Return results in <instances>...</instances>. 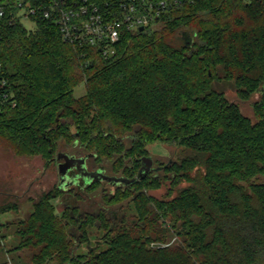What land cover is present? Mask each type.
<instances>
[{"label":"trees","instance_id":"obj_1","mask_svg":"<svg viewBox=\"0 0 264 264\" xmlns=\"http://www.w3.org/2000/svg\"><path fill=\"white\" fill-rule=\"evenodd\" d=\"M1 35L4 150L48 163L79 150L131 180L150 145L176 149L133 184L42 194L12 222L14 251L32 264H264V0H194L155 30L124 32L108 58L42 17L6 22ZM228 91L258 95L253 114ZM96 189L104 202L88 212L80 203H95Z\"/></svg>","mask_w":264,"mask_h":264},{"label":"built area","instance_id":"obj_2","mask_svg":"<svg viewBox=\"0 0 264 264\" xmlns=\"http://www.w3.org/2000/svg\"><path fill=\"white\" fill-rule=\"evenodd\" d=\"M194 0H0V42L3 25L16 21L52 20L64 41L74 47L98 48L112 56L124 32L155 30L171 9ZM250 1V0H247ZM0 64V97L9 95Z\"/></svg>","mask_w":264,"mask_h":264},{"label":"rangeland","instance_id":"obj_3","mask_svg":"<svg viewBox=\"0 0 264 264\" xmlns=\"http://www.w3.org/2000/svg\"><path fill=\"white\" fill-rule=\"evenodd\" d=\"M27 28H33L34 24L29 21H24ZM85 93V85L81 84L75 90V96L80 97ZM226 97L229 101L237 102L243 113L247 116L253 114V103L259 99L258 95L253 96L246 102H241L235 92L228 91ZM127 146H130L131 140L125 141ZM175 148L164 144H152L149 146L150 157L153 159V167H157L159 163H167L175 159ZM61 150V153H64ZM79 150H70L69 152L82 155ZM57 155L55 156V158ZM89 165L94 167V161L91 159ZM264 183V177L260 179ZM91 182L85 181L88 186ZM71 186H75L78 192L84 189L80 187L79 182H75ZM71 186H68V190ZM59 185V172L57 163H48L40 156L32 158L16 157L13 153L4 150L0 146V206L3 204L16 205V209L0 215V225L11 223L9 226L0 228V264H32L27 255H21L13 250L19 243V240L14 235L16 223L18 219H25L33 210V201H36L42 194L57 190ZM108 187H114L109 184ZM62 190H64L61 187ZM165 193V188L153 191L150 194L160 198ZM90 197H93L95 205L92 202H81L80 207L88 212L98 210L102 206L104 200L99 189L91 192ZM57 206L58 214L64 208L60 199L52 201ZM176 238L173 237L169 242L174 243Z\"/></svg>","mask_w":264,"mask_h":264},{"label":"water","instance_id":"obj_4","mask_svg":"<svg viewBox=\"0 0 264 264\" xmlns=\"http://www.w3.org/2000/svg\"><path fill=\"white\" fill-rule=\"evenodd\" d=\"M140 32L144 31L143 28H140ZM95 158L94 155L88 154L84 157H76L74 155L65 154V153H59L57 156V160H64V163L59 164L58 170L59 175L61 177L60 179V189L61 187L65 190L68 188V186H71L75 182L77 183L76 179H67V173L69 170L77 169L79 170L80 174L78 176L87 178L86 180L93 182V180H108L110 183L114 185H120V184H133L137 180H141L145 178L150 171L152 170L153 165V159L150 156L143 157L141 159L142 166L138 172V175L134 179H127V178H119V177H111L106 176L102 172H89L87 170L86 161L87 159Z\"/></svg>","mask_w":264,"mask_h":264},{"label":"flooded vegetation","instance_id":"obj_5","mask_svg":"<svg viewBox=\"0 0 264 264\" xmlns=\"http://www.w3.org/2000/svg\"><path fill=\"white\" fill-rule=\"evenodd\" d=\"M65 154H70V155H74V156H76V157H84L85 155H76V154H73V153H71V152H69V151H63ZM59 153H61V151L59 152ZM59 153L57 154V156L59 155ZM93 159V158H92ZM94 160V159H93ZM90 161H92L91 159H87V161H86V166H87V170L89 171V172H102L104 175H106V176H111V177H118V176H113V175H110L109 174V172H108V170H106L103 166H101V165H97V164H95V166L94 167H91L90 165H89V163H90ZM52 163H57V166H59V164H61V163H64V160H57V157L56 158H54V160H53V162ZM154 163V162H153ZM158 168H161V166L158 164V166L157 167H153L152 166V170L150 171V172H156L157 170H158ZM58 172H59V170H58ZM80 174V172H79V170H77L76 168L75 169H72V170H69L68 171V173H67V179H76L77 180V182H79L80 183V187L81 188H85L86 187V185H85V181H88V180H86L87 178H83V177H80V176H78ZM119 178H124V177H119ZM60 179H61V177H60V175H59V185H60ZM94 181H99V182H101L102 183V186H103V188H106L109 184H110V182L108 181V180H93V182ZM88 182H90V181H88ZM92 183V182H91ZM112 184V183H111ZM122 185H125V184H120V185H114L113 184V186L114 187H111V188H115L116 186H122ZM71 188H75V186H71L69 189H71Z\"/></svg>","mask_w":264,"mask_h":264}]
</instances>
